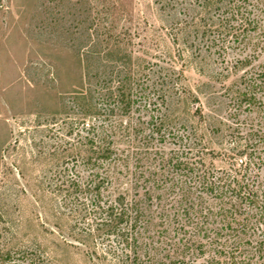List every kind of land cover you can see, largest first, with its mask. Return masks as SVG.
I'll return each mask as SVG.
<instances>
[{"label":"rangeland","instance_id":"1","mask_svg":"<svg viewBox=\"0 0 264 264\" xmlns=\"http://www.w3.org/2000/svg\"><path fill=\"white\" fill-rule=\"evenodd\" d=\"M216 14L208 0H0L4 251L43 264H122L97 233L80 230L57 187L64 168L89 175L82 161L98 134L117 163L109 195L153 210L165 191L143 182L149 173L176 182L174 161L197 152L226 168L211 154L229 149L232 131L251 122L264 131V76L251 82L264 51L243 65L209 32ZM120 87L140 89L129 112L114 102ZM245 92L251 107L240 102Z\"/></svg>","mask_w":264,"mask_h":264},{"label":"trees","instance_id":"2","mask_svg":"<svg viewBox=\"0 0 264 264\" xmlns=\"http://www.w3.org/2000/svg\"><path fill=\"white\" fill-rule=\"evenodd\" d=\"M208 1L217 13L209 32L221 46L237 49L243 65L250 64L264 51V0ZM252 76L250 81L255 83L264 71ZM136 91L140 89H117L113 97L116 106L129 112L137 101ZM254 100L245 92L240 102L251 107ZM262 128L251 122L235 129L229 149L211 154L226 168L205 165L204 154L197 152L185 161H174L172 167L181 177L176 182L168 185L165 179L154 178L155 171L149 173L143 182L152 181L165 191L164 196L158 195L153 210L121 193L109 195L110 168L115 171L117 163L114 151L99 134L92 142L90 161H82L83 171H90L89 175H71L69 168H64L58 173V191L80 230L97 233L107 242L106 253L122 264H264ZM145 194L150 203L149 190ZM0 264L43 261L32 253L4 251L0 246Z\"/></svg>","mask_w":264,"mask_h":264}]
</instances>
